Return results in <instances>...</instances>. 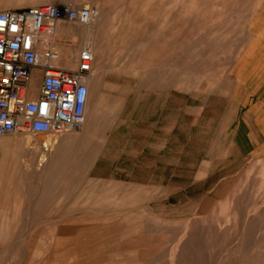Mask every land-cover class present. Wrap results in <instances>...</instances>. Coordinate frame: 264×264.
<instances>
[{
    "label": "rangeland",
    "instance_id": "1",
    "mask_svg": "<svg viewBox=\"0 0 264 264\" xmlns=\"http://www.w3.org/2000/svg\"><path fill=\"white\" fill-rule=\"evenodd\" d=\"M38 2L93 9L90 23L63 22L56 38L76 58L93 50L90 100L85 126L59 136L71 141L56 171L54 154L32 157L47 173L34 185H51L44 200L14 167L25 197L17 229H0V264H264V152L248 151L247 119L229 100L231 63L260 0L2 9ZM27 136L32 147L50 137L7 138Z\"/></svg>",
    "mask_w": 264,
    "mask_h": 264
},
{
    "label": "built area",
    "instance_id": "2",
    "mask_svg": "<svg viewBox=\"0 0 264 264\" xmlns=\"http://www.w3.org/2000/svg\"><path fill=\"white\" fill-rule=\"evenodd\" d=\"M93 18L90 6L65 4L0 11V137H55L83 128L94 52L82 49L75 69L60 66L56 27L66 21L87 24Z\"/></svg>",
    "mask_w": 264,
    "mask_h": 264
},
{
    "label": "crops",
    "instance_id": "3",
    "mask_svg": "<svg viewBox=\"0 0 264 264\" xmlns=\"http://www.w3.org/2000/svg\"><path fill=\"white\" fill-rule=\"evenodd\" d=\"M32 1L34 0H0V11L10 10L2 9L3 7L17 6L22 3L33 5ZM35 5H60V3ZM62 27L63 24L59 23L56 28V38L62 33ZM64 32L70 33L68 30ZM246 32V42L231 63L230 78L232 85L229 100L231 107L239 112L241 117L247 119L246 123L242 124L243 130L241 132L246 134L245 140L248 141V151L257 150L260 153L264 152V0H260L252 13L247 23ZM59 50L62 55L59 64L74 68L76 66V52L67 53L63 49ZM91 82L92 78L90 77L88 80L90 87ZM0 149L3 160L0 162V229L14 230L17 229L14 227L16 199L25 197L23 192L16 188L14 177L19 169H14V167H24L27 187L29 191L35 189L33 194H30V198L40 197V200H44L47 197L46 191L51 185L45 184L43 186L40 183L34 185L37 179H44L47 182V173L38 166V163L32 164L31 160L32 157H40L45 148L39 145L32 147L31 143H25L24 147L17 148L11 142H1ZM37 150H39V154L36 153ZM53 154L56 156L55 153ZM41 191L42 193H39ZM33 203V200L29 202L30 207ZM39 203L37 200L35 204L38 205ZM30 207L27 210L28 214L31 212ZM26 221H31V217H28ZM29 228L27 226L23 229Z\"/></svg>",
    "mask_w": 264,
    "mask_h": 264
},
{
    "label": "bare ground",
    "instance_id": "4",
    "mask_svg": "<svg viewBox=\"0 0 264 264\" xmlns=\"http://www.w3.org/2000/svg\"><path fill=\"white\" fill-rule=\"evenodd\" d=\"M76 62H77V60H76ZM60 66H63V65H60ZM63 67L68 68L66 66H63ZM75 68H76V66L74 68H68V69H75ZM90 77H91V74H90L88 80L90 79ZM88 80H87V82H88ZM34 88H35V90L37 92L38 91V84L37 83L34 84ZM86 118H87V109H86ZM85 124H84V126H85ZM68 133H72V132H68ZM37 134H39V133H36L35 135H37ZM63 134H65V133H63ZM63 134H61V135H63ZM61 135H58V136H55V137H51V136L50 137H46L44 142L41 143L42 147L45 148L43 150L45 153L42 154V156H41L42 160H45L46 158L50 157L53 153L56 154L55 157H56L57 161H51V162L48 163V165L46 164L47 165V170H49L51 167L55 171L58 169V163H59L60 159H62L64 157V154H65L64 150H65L66 143H69L71 141V139L69 140V138H67V139H59V136H61ZM0 139H1L0 143L1 142H11V143H13V146L17 147V148L18 147L19 148L24 147L25 143L30 141L28 136L25 137V138H15L13 140L10 139V138H7V136H3V137H0ZM36 153L39 154V150H37ZM37 154H36V156H38ZM48 159H50V158H48Z\"/></svg>",
    "mask_w": 264,
    "mask_h": 264
}]
</instances>
